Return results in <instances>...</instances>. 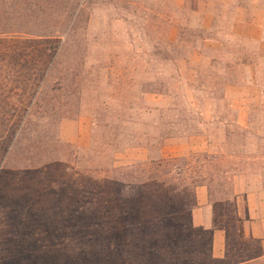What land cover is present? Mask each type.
<instances>
[{
  "label": "rangeland",
  "instance_id": "rangeland-1",
  "mask_svg": "<svg viewBox=\"0 0 264 264\" xmlns=\"http://www.w3.org/2000/svg\"><path fill=\"white\" fill-rule=\"evenodd\" d=\"M263 144L264 0H0V264H150L166 228L208 244L183 230L198 186L215 264L238 261Z\"/></svg>",
  "mask_w": 264,
  "mask_h": 264
},
{
  "label": "crops",
  "instance_id": "crops-1",
  "mask_svg": "<svg viewBox=\"0 0 264 264\" xmlns=\"http://www.w3.org/2000/svg\"><path fill=\"white\" fill-rule=\"evenodd\" d=\"M253 110H239L238 122L241 126L250 125ZM262 146L264 148V144ZM237 180L244 183L241 176ZM254 181L255 184L249 186L245 184L246 188L234 192L238 199L237 223L241 224L244 230L242 237L254 242L253 245L251 243L245 245L246 254L240 257L237 264H264V172H261ZM195 197L196 204L191 211V221L196 227L210 230L211 254L215 260L224 262L228 248L226 228L215 219L207 187L198 186Z\"/></svg>",
  "mask_w": 264,
  "mask_h": 264
},
{
  "label": "trees",
  "instance_id": "trees-1",
  "mask_svg": "<svg viewBox=\"0 0 264 264\" xmlns=\"http://www.w3.org/2000/svg\"><path fill=\"white\" fill-rule=\"evenodd\" d=\"M198 185L202 184H194L193 188L195 189ZM178 218L179 217H174L172 218V221L176 222ZM195 228L196 227L193 225L190 215L189 225L187 228L184 227L183 230H188L190 232V235H193V231ZM164 231V237L166 238L167 236V238H161L159 241L165 240L164 245H167V247L163 245L164 251L161 256L159 255L160 252L154 253L153 257L151 258L150 264H215V259L211 254V237L209 238L207 244V242L203 243L202 239L196 237H193V240L188 241L190 237L186 238L185 236H178L182 234H178L171 228H166L164 229ZM168 234L170 235V237L168 236ZM181 241L187 242L189 244L188 247L185 249H181L179 247ZM237 263L238 261H234L226 264Z\"/></svg>",
  "mask_w": 264,
  "mask_h": 264
}]
</instances>
